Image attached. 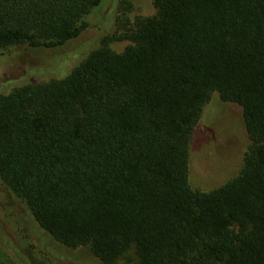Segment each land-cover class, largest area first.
Returning a JSON list of instances; mask_svg holds the SVG:
<instances>
[{"label": "trees", "instance_id": "1", "mask_svg": "<svg viewBox=\"0 0 264 264\" xmlns=\"http://www.w3.org/2000/svg\"><path fill=\"white\" fill-rule=\"evenodd\" d=\"M100 2L0 0V49L60 46ZM152 4L63 76L0 93V179L48 236L101 264H264V0ZM214 92L241 107L248 143L238 171L201 190L190 142Z\"/></svg>", "mask_w": 264, "mask_h": 264}, {"label": "rangeland", "instance_id": "2", "mask_svg": "<svg viewBox=\"0 0 264 264\" xmlns=\"http://www.w3.org/2000/svg\"><path fill=\"white\" fill-rule=\"evenodd\" d=\"M153 12L152 0H127L125 4L121 0H101L87 14L88 26L60 46L17 45L0 49V93L26 80L63 76L98 44L102 35L115 28L120 16L133 21ZM128 43L125 39L114 40L109 45L120 51ZM247 143L241 107L221 100L214 92L191 138L190 185L209 190L222 184L238 171ZM0 257L13 264H101L85 247L69 248L48 236L38 226L26 203L3 183H0Z\"/></svg>", "mask_w": 264, "mask_h": 264}, {"label": "flooded vegetation", "instance_id": "3", "mask_svg": "<svg viewBox=\"0 0 264 264\" xmlns=\"http://www.w3.org/2000/svg\"><path fill=\"white\" fill-rule=\"evenodd\" d=\"M0 183H3L2 181H1V179H0ZM4 184V183H3Z\"/></svg>", "mask_w": 264, "mask_h": 264}]
</instances>
